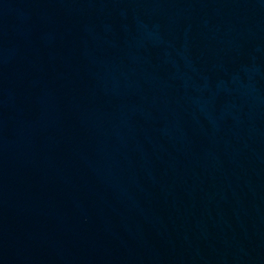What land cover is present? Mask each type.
I'll return each instance as SVG.
<instances>
[{"label": "water", "instance_id": "1", "mask_svg": "<svg viewBox=\"0 0 264 264\" xmlns=\"http://www.w3.org/2000/svg\"><path fill=\"white\" fill-rule=\"evenodd\" d=\"M0 264H264V0H0Z\"/></svg>", "mask_w": 264, "mask_h": 264}]
</instances>
